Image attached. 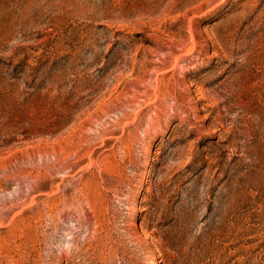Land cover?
<instances>
[{
    "label": "rangeland",
    "instance_id": "rangeland-1",
    "mask_svg": "<svg viewBox=\"0 0 264 264\" xmlns=\"http://www.w3.org/2000/svg\"><path fill=\"white\" fill-rule=\"evenodd\" d=\"M0 264H264V0H0Z\"/></svg>",
    "mask_w": 264,
    "mask_h": 264
},
{
    "label": "bare ground",
    "instance_id": "bare-ground-1",
    "mask_svg": "<svg viewBox=\"0 0 264 264\" xmlns=\"http://www.w3.org/2000/svg\"><path fill=\"white\" fill-rule=\"evenodd\" d=\"M149 173V170L147 171V174ZM145 181V180H144Z\"/></svg>",
    "mask_w": 264,
    "mask_h": 264
}]
</instances>
